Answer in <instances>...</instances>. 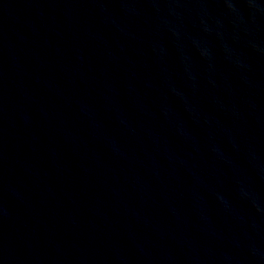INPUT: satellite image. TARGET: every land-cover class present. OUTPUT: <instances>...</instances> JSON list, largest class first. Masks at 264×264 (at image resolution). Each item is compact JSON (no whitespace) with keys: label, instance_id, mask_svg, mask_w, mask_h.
Instances as JSON below:
<instances>
[{"label":"water","instance_id":"water-1","mask_svg":"<svg viewBox=\"0 0 264 264\" xmlns=\"http://www.w3.org/2000/svg\"><path fill=\"white\" fill-rule=\"evenodd\" d=\"M0 264H264V0H0Z\"/></svg>","mask_w":264,"mask_h":264}]
</instances>
